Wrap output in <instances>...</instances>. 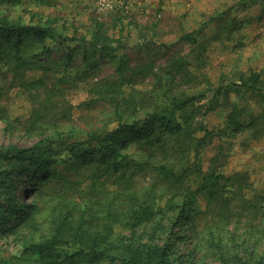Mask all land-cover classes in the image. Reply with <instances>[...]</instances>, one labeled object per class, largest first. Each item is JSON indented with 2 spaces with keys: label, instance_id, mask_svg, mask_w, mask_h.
<instances>
[{
  "label": "trees",
  "instance_id": "16d2710c",
  "mask_svg": "<svg viewBox=\"0 0 264 264\" xmlns=\"http://www.w3.org/2000/svg\"><path fill=\"white\" fill-rule=\"evenodd\" d=\"M103 28L98 25L90 39L75 38L51 23L25 25L0 16V63L15 72L32 64L41 69L37 61L65 45L71 60L81 49L72 45L74 41L85 50L114 54L118 51L113 47L115 39ZM185 39L197 42L193 35ZM241 80V84L219 82L214 88L204 80L194 94L177 95L162 111L153 106L141 117L128 111L130 103L117 100L118 84L105 81L109 92L101 91V96L116 103L117 124L112 129L86 131L83 137L50 125L60 120V113L67 118L69 109L54 101L56 87L49 89L30 121V130L38 129V135L46 138L27 148L0 147V235L24 242V255L38 254V264H264V246H260L264 241V197L257 196L256 201L246 198L239 176L217 172L213 165L206 170L203 160L192 163L193 152L202 147L210 132L202 121L195 131L206 130V134L193 137L195 131L178 119L182 113L180 118L190 124L196 114L204 119L218 108L227 110L229 124L238 125L242 111L239 101L231 100L233 96L261 92L260 75ZM209 95L212 99L204 112ZM190 112L193 116L187 119ZM63 136L67 139L60 140ZM134 143L152 147L149 161L135 165L137 162L122 152ZM85 145L90 147L85 149ZM64 150L70 157L61 163L70 164L73 170L78 167L79 174L74 176L82 177L86 173L79 170L91 168L98 179H113L117 188L88 195L90 198H55L39 187V175L46 181L52 173L62 176L53 165ZM136 168L144 173L139 175ZM33 175L31 194L35 198L30 205L22 204L12 191L13 177L22 182ZM192 177L200 180L194 191L187 185ZM67 180V187L74 183ZM185 229L194 240L193 258L188 261L184 259L191 253L179 256L182 251L177 247V242L189 239L183 234ZM70 244L77 246V251L64 253L61 248ZM12 259L0 258V264H16Z\"/></svg>",
  "mask_w": 264,
  "mask_h": 264
},
{
  "label": "rangeland",
  "instance_id": "374dc122",
  "mask_svg": "<svg viewBox=\"0 0 264 264\" xmlns=\"http://www.w3.org/2000/svg\"><path fill=\"white\" fill-rule=\"evenodd\" d=\"M0 16L25 25L51 23L66 36L75 38L90 39L93 30L103 24V29L115 39L113 47H118L111 54L85 50L74 41L72 45L81 49L75 51L71 60L65 45L37 61L41 69L32 64L15 72L11 66L0 63V147L27 148L46 138L38 135L37 128L35 132L30 130V121L53 87L58 92L54 101L67 105L69 113L67 118L60 113V120L49 122L50 125L76 131L83 137L86 131L112 129L117 124L116 103L101 96V91L109 92L105 81L117 83V100L124 105L130 103L128 111H136L141 117L153 106L162 111L177 95L194 94L204 80L214 88L219 82L241 84L242 77L258 74L259 95L247 93L231 99L239 101L242 111L238 125L229 124L227 110L218 108L204 119L202 114H196L190 124L180 118L182 113L178 119L194 131L203 121L210 132L202 147L193 152L192 163L203 160L206 170L213 165L217 172L239 176L246 198L256 201L257 196L264 197V0H0ZM187 35H193L197 42L186 40ZM211 99L209 95L204 102V112ZM192 116L190 112L187 119ZM205 134L206 130L195 131L193 137ZM151 148L134 143L122 152L137 165L150 160ZM68 157L67 150L56 156L58 161L53 169L61 172L60 177L52 173L46 181L44 175H33L22 182L13 177L12 191L20 196L21 203H33L34 177L38 186L55 198H90L117 188L113 179H98L91 168L79 170L86 173L82 177L74 176L79 174L78 167L73 170L70 164L61 163ZM214 158L217 160L212 162ZM135 171L139 175L144 173L141 168ZM66 178L74 183L67 187ZM199 184L196 177L187 183L192 191ZM199 203L205 205L204 200ZM190 232L185 229L183 234H188L189 239L177 242L182 251L179 256L190 254L193 249ZM23 244L15 237L0 235V258H13L16 264H38V254L24 255ZM260 246H264V241ZM77 248L70 244L61 250L71 254ZM192 258L191 253L184 261Z\"/></svg>",
  "mask_w": 264,
  "mask_h": 264
}]
</instances>
